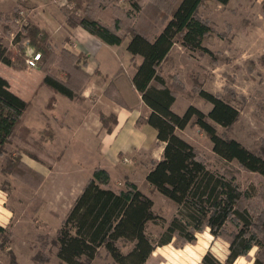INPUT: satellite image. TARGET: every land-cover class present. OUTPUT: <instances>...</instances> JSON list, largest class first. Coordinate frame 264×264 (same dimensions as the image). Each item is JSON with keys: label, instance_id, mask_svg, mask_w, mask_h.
Wrapping results in <instances>:
<instances>
[{"label": "trees", "instance_id": "obj_1", "mask_svg": "<svg viewBox=\"0 0 264 264\" xmlns=\"http://www.w3.org/2000/svg\"><path fill=\"white\" fill-rule=\"evenodd\" d=\"M66 1L61 9L69 26L78 25L106 44H121L125 36L119 33V16H115L111 25L105 24L93 8L98 0ZM147 1L156 12L154 25L160 27L148 35L131 26L127 32L126 50L135 68L132 85L148 108L144 120L156 130V139L163 144L162 156L152 161L145 180L175 205V212L168 220L156 218L151 198L135 183L126 180L124 187H115L110 183L108 171L97 166L57 229L53 240L56 257L63 264H89L103 247L114 264H149L148 259L156 246L170 242L190 243L197 233L208 230L215 237L227 239L228 254L225 262H221L206 252L201 258L202 264H232L254 246L257 249L252 264H264V143L256 150L249 149L226 133L239 117V110L231 103L234 92L228 87L224 88L223 94L199 88L198 95L211 104L207 113L194 105H189L182 114L174 112L172 104L185 86L176 73L162 72L163 63L176 43L199 56L209 55L211 62H216L213 52L203 44L213 29L210 21L199 13L211 0ZM212 1L226 4L229 0ZM128 2L132 11L144 14L141 2ZM261 3L264 15V0ZM19 5L17 2L11 10L12 16L18 14ZM78 11L81 16H76ZM124 14L132 16L131 11ZM9 15L5 20H10ZM20 31L18 43L27 40L35 51L40 52L38 65L44 72L41 85L53 92L49 104L54 101L55 93L70 99L79 98L89 79L83 69L86 55L74 54L66 48L58 49L49 33L33 21L28 20ZM223 36L216 33V37ZM20 53L25 55L21 46ZM136 56L140 57L139 62ZM258 61L264 64V54ZM0 62L16 69L25 67L21 57L13 58L1 39ZM54 64L63 73V78L50 72L49 68ZM110 88L108 85L104 91L108 96H112ZM29 108L30 102L13 93L8 81L0 75V155L7 144L13 143L19 154L15 159H6V171L19 176L26 184L36 183L37 187L41 174L21 161V153L37 160L43 154L39 142L29 141L30 130L23 123ZM99 116L102 125L110 131L114 115L100 111ZM190 122L208 137L213 153L223 162L218 170L212 169L207 159L178 135L177 131ZM215 125L221 126L224 132L218 133ZM46 157L51 163L59 158ZM240 170L254 173L260 185L251 182L248 187L241 186L237 178ZM28 175L34 179L30 181ZM155 219H160L163 230L154 241L147 235L146 225ZM8 235L7 228L0 225V238L7 239ZM126 243L131 247L123 253L121 244Z\"/></svg>", "mask_w": 264, "mask_h": 264}, {"label": "crops", "instance_id": "obj_2", "mask_svg": "<svg viewBox=\"0 0 264 264\" xmlns=\"http://www.w3.org/2000/svg\"><path fill=\"white\" fill-rule=\"evenodd\" d=\"M8 1L0 0V13H10L18 0L10 9H6ZM26 1L36 11L39 27L49 33L52 43L58 49L66 48L74 54L86 55L83 69L88 73L89 79L82 87L79 98L70 99L55 93L54 101L49 104L48 100L53 92L41 85L44 72L38 64L32 68L25 64V68L16 69L0 62V75L8 81L10 90L30 102L23 121L30 130L28 139L42 143L45 157L59 156L58 160L51 163L23 154L21 161L43 175V185L47 178L50 179L54 185L55 203L60 205L66 200L69 208L97 166L108 171L110 183L125 179L137 184L136 175L142 173L144 179L152 161L161 158L163 144L157 141L156 130L145 122L148 108L132 85L131 78L135 68L131 64V55L126 50L128 37L121 44L109 45L78 25L69 26L61 9L66 0H54L57 8L51 10V16L36 8L32 0ZM261 2L262 0H229L226 4L212 0L208 2L206 8L212 5L218 16L223 18V23L218 26L214 16H204L210 21L214 33L219 32L224 36L213 39L209 37L211 41L208 46L204 44L213 52L215 63L211 62L209 55L198 56L199 59L208 58V65L211 66L201 73L202 89H220L219 86H223L226 78L235 79L229 76L228 73L231 72H221L222 58L232 65L237 64L236 67L246 60L248 67L245 69L250 73L255 67H264L258 61L264 54V15ZM235 15L243 17L240 18L243 19L240 26L235 24ZM56 34L60 38H56ZM174 45L187 50L177 43ZM170 59L171 52L163 64ZM140 60L136 56V61ZM174 64L179 79L186 87L178 61ZM49 69L53 75L63 78L64 75L56 64ZM193 76L196 79V75ZM108 85L111 86L112 96L104 92ZM177 99L178 97L172 104V110L182 114L190 104L184 105L181 111L176 110ZM100 111L114 115L110 131L102 125ZM138 120L141 123L138 124ZM123 158L127 161H123Z\"/></svg>", "mask_w": 264, "mask_h": 264}, {"label": "rangeland", "instance_id": "obj_3", "mask_svg": "<svg viewBox=\"0 0 264 264\" xmlns=\"http://www.w3.org/2000/svg\"><path fill=\"white\" fill-rule=\"evenodd\" d=\"M32 1L36 4V8L49 16L53 15L51 10L57 8L54 0ZM136 1L138 3L141 2L144 11L143 15L142 12L136 13L132 11L128 0H98L93 8L96 10V16L105 24L111 25L115 16H119L121 18V29L119 33L125 37H128L129 34L127 32L131 26H135L148 35H152L160 27L158 24L154 25L153 19L156 12L151 9L152 7H149L147 0ZM15 2L16 0H9L5 4V8L10 9ZM17 2L20 4L19 9L23 10L25 13L24 16L27 17V23L30 20L38 25L36 11L31 7L32 5L29 3L27 5L26 0H18ZM126 11H131L133 17L131 15L127 17L124 14ZM10 13H2L3 16L0 17L1 43L7 46L13 58L21 57L25 64L27 56L21 55L20 46L23 47L25 52H30L34 48L33 46L27 45L29 44L27 40H24L21 44L18 43L17 34L19 36L23 26L16 23L15 16H12ZM199 13L202 16L204 14L206 16H214L218 26L223 23V18L218 16V12H216L212 5L207 8H201ZM6 15L10 16V20H5ZM81 15V11L76 13V16ZM206 16L204 17L207 18ZM234 17L237 19L236 25L243 22V19H240L243 17L238 15ZM212 29V33L203 41V44L207 46L208 42L211 41L210 38L213 39L216 37V33H219H214V28ZM56 38H60V35L56 34ZM224 44L226 43H222V45ZM198 56V53L195 51L185 50L178 47V45H174L171 50V59L163 64V74H178L177 67L174 64L178 61L182 71L180 74L186 85L184 92L179 91L177 94L176 110L181 111L184 105L187 104L194 105L205 113L210 109V104L198 95V90L203 86L201 73L204 70H209L211 66L208 65V58L199 59ZM220 62V68L223 70L221 72L229 71L231 72V74L228 73L229 76H233L232 78L235 77V79L226 78L223 81L224 87L219 86L220 89L211 87L209 90H205L211 93L217 91L216 93L221 94L224 93L225 87L233 90L234 96L231 103L239 110V117L232 127L226 130V133L247 148L256 150L264 143V67H255L250 73L246 72L245 69L246 66L248 67L246 60L244 64L238 63V67H236L237 64L232 65L225 58H222ZM193 74L196 75V79H193ZM215 127L218 133L224 132L221 126L215 125ZM177 133L191 143L207 159V163L212 169L218 170L222 166L223 162L212 151L210 140L199 130L196 124L190 122L184 129L178 130ZM40 144L42 147V143ZM42 151L43 154L39 158V161L50 162L45 157L43 148ZM18 154L19 152L16 146L13 143H9L0 155V225L6 227L9 231L7 239L0 238V264H63L56 257V247L53 244V240L69 207L66 206V200L60 205L55 203L54 185L50 179L47 178L43 185V175H41L42 179L39 185L35 187L36 183L26 184L19 176H15L9 171H6L8 169L6 159H15L18 157ZM23 154L21 153V155ZM29 175L27 178L30 181L34 179L29 178ZM237 178L243 187H248L251 182L256 186L260 185L259 178L251 172L240 170ZM124 181L125 179L111 184L115 187L122 188L124 187ZM136 182L138 189L151 198L153 202L152 211L157 216L156 218L162 217L168 220L175 212V205L154 190L146 182L145 177L143 179L142 173L136 175ZM159 222L160 219H155L146 225V233L154 241L163 230V226ZM130 247V244H121V251L125 253ZM256 249V246L252 247L246 255L238 257L232 264H252ZM206 252H210L218 260L225 262L228 254L227 239L220 236L215 237L208 230H204L203 232L197 233L193 242L184 244L170 242L166 245L156 246L148 259V263L202 264L201 258ZM89 264H114V262L102 247Z\"/></svg>", "mask_w": 264, "mask_h": 264}, {"label": "built area", "instance_id": "obj_4", "mask_svg": "<svg viewBox=\"0 0 264 264\" xmlns=\"http://www.w3.org/2000/svg\"><path fill=\"white\" fill-rule=\"evenodd\" d=\"M25 13L23 10L19 9L18 14L15 16V21L16 23L20 24V26H25L27 25V17L24 16ZM27 44V42H25ZM29 45V44H27ZM28 49V48H27ZM25 64L28 68L36 67L38 64V60L40 59V52L32 50V51H26L25 52ZM123 161H127L126 158H123Z\"/></svg>", "mask_w": 264, "mask_h": 264}]
</instances>
